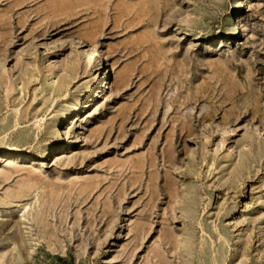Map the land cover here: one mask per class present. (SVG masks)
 Instances as JSON below:
<instances>
[{"label": "rangeland", "instance_id": "rangeland-1", "mask_svg": "<svg viewBox=\"0 0 264 264\" xmlns=\"http://www.w3.org/2000/svg\"><path fill=\"white\" fill-rule=\"evenodd\" d=\"M0 249L264 264V0H0Z\"/></svg>", "mask_w": 264, "mask_h": 264}, {"label": "bare ground", "instance_id": "bare-ground-1", "mask_svg": "<svg viewBox=\"0 0 264 264\" xmlns=\"http://www.w3.org/2000/svg\"><path fill=\"white\" fill-rule=\"evenodd\" d=\"M88 56H89L90 60L96 59L94 57L93 52H90ZM100 63H102V62L100 61ZM105 70H106V67L104 64H102V71H105ZM102 76H106V78L104 80H102ZM108 80H109V77H108L107 73L101 74L100 77L97 80H95V82L90 86V88L88 89V91L86 93L87 94V96H86L87 101L85 102V104H87V106H90L89 101H88L89 98H94L95 95H98L99 93H101V91L104 90L109 85ZM22 217L24 218L25 216H22ZM1 251H2V249H0V252Z\"/></svg>", "mask_w": 264, "mask_h": 264}]
</instances>
